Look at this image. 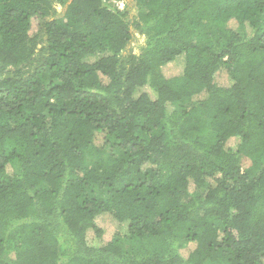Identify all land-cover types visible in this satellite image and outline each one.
<instances>
[{
	"label": "trees",
	"instance_id": "trees-1",
	"mask_svg": "<svg viewBox=\"0 0 264 264\" xmlns=\"http://www.w3.org/2000/svg\"><path fill=\"white\" fill-rule=\"evenodd\" d=\"M0 264H264V0H0Z\"/></svg>",
	"mask_w": 264,
	"mask_h": 264
},
{
	"label": "rangeland",
	"instance_id": "rangeland-1",
	"mask_svg": "<svg viewBox=\"0 0 264 264\" xmlns=\"http://www.w3.org/2000/svg\"><path fill=\"white\" fill-rule=\"evenodd\" d=\"M60 10V9H58ZM131 15H133L134 10L131 9L130 11ZM144 42V37L136 34L135 35V40L133 41L132 45L133 47H136L137 51H139V48ZM177 66H175L174 69H176ZM173 71L168 72L169 74L172 73ZM226 83V80L224 81ZM96 222L100 228L104 230L105 236L108 238L112 233L116 231V223L112 222L108 216H100L96 219ZM183 255H186L188 250L185 248L181 251Z\"/></svg>",
	"mask_w": 264,
	"mask_h": 264
},
{
	"label": "built area",
	"instance_id": "built-area-1",
	"mask_svg": "<svg viewBox=\"0 0 264 264\" xmlns=\"http://www.w3.org/2000/svg\"><path fill=\"white\" fill-rule=\"evenodd\" d=\"M115 4L119 9H122L124 5L123 2H116Z\"/></svg>",
	"mask_w": 264,
	"mask_h": 264
},
{
	"label": "clouds",
	"instance_id": "clouds-1",
	"mask_svg": "<svg viewBox=\"0 0 264 264\" xmlns=\"http://www.w3.org/2000/svg\"><path fill=\"white\" fill-rule=\"evenodd\" d=\"M118 2H121V1H118Z\"/></svg>",
	"mask_w": 264,
	"mask_h": 264
}]
</instances>
